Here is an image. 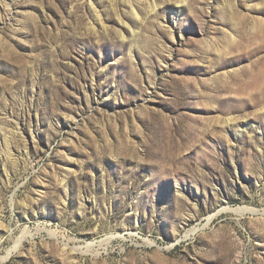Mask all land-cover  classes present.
Instances as JSON below:
<instances>
[{
	"label": "rangeland",
	"instance_id": "rangeland-1",
	"mask_svg": "<svg viewBox=\"0 0 264 264\" xmlns=\"http://www.w3.org/2000/svg\"><path fill=\"white\" fill-rule=\"evenodd\" d=\"M0 264H264V0H0Z\"/></svg>",
	"mask_w": 264,
	"mask_h": 264
},
{
	"label": "bare ground",
	"instance_id": "bare-ground-1",
	"mask_svg": "<svg viewBox=\"0 0 264 264\" xmlns=\"http://www.w3.org/2000/svg\"><path fill=\"white\" fill-rule=\"evenodd\" d=\"M253 212V211H252ZM211 218V217H210ZM113 238V237H112ZM106 240V239H105ZM108 240V239H107ZM110 242V241H109Z\"/></svg>",
	"mask_w": 264,
	"mask_h": 264
}]
</instances>
